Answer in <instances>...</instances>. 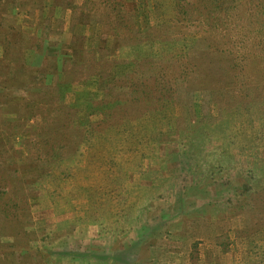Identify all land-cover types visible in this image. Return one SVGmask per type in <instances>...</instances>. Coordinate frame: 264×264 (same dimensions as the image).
Returning a JSON list of instances; mask_svg holds the SVG:
<instances>
[{
  "label": "rangeland",
  "instance_id": "374dc122",
  "mask_svg": "<svg viewBox=\"0 0 264 264\" xmlns=\"http://www.w3.org/2000/svg\"><path fill=\"white\" fill-rule=\"evenodd\" d=\"M28 1L15 0L17 4H9L6 11L4 0H0V20L6 22L0 34V68H4V35L9 39L22 33L42 42L45 37L43 54L25 49L24 56L25 62L38 70L37 77L51 93L55 67L61 76L66 64L79 61L80 51L113 46L114 38H104L100 24L76 17L71 9L60 4L53 8L57 0H34L32 12ZM83 1L74 0V4ZM127 1L131 7L137 0ZM148 4L153 24L173 16L172 0H149ZM49 18L63 20L66 32L46 31L44 34L42 29ZM194 38L187 36L189 45H194ZM17 48H11L9 53L17 55ZM51 60H54V69L48 68ZM10 66L13 75L17 65L11 63ZM132 67L131 64L118 65L114 72L120 76ZM98 87V78L76 85L60 80L56 100L75 111L77 125L91 128L110 107L98 105L102 99ZM114 105L111 103V107ZM126 113L132 135L137 138H128L131 143L119 145L117 150L115 148L117 153L110 152L112 148L109 147L100 152L101 146L90 149L83 146L79 153L67 155L57 148L58 159L65 158L61 163L63 171L68 168L65 166H74L72 173H75L79 169L77 161L81 159L109 157L126 170L111 178L105 166L90 168L87 171L93 174L75 175V184L68 182L70 179L62 181L58 177L61 168H56L53 177H46L45 166L29 165L34 157L29 156L24 143L29 134L24 131L29 130L33 120L19 117L15 112L3 114L4 128L0 126V264H45L37 252L43 248L48 249L49 255L51 253L50 263L46 264H113L117 255L114 254L119 252H128L125 260H129V264H264L261 257L264 184L257 188L238 163L242 149L237 147H250L248 138L234 140L229 126L221 122V110L202 92L191 94L177 104L171 124L176 126L179 135L182 131L187 134L193 128H203L207 143L194 141L189 146L178 135L166 136L167 124L150 122L147 108L127 107L124 115ZM121 116L115 112V118ZM159 131L165 135L163 139L151 141L152 135ZM261 135L264 136V132ZM256 145L263 149L264 138ZM225 146H228L227 153L223 149ZM177 147L181 153L187 151L189 158L173 154L175 150L178 152ZM193 147L200 149L192 150ZM219 165L226 173L222 178L212 175L213 171L221 174L212 170ZM122 173H126L125 178ZM39 177L42 182H38ZM111 179L117 182L109 185ZM108 187L118 190L116 196L111 192L106 199L100 200V194L108 192ZM96 188L101 191L96 192ZM80 189L86 192L76 198ZM100 204L103 208H97ZM103 209L108 211L101 221L99 214L105 212H101ZM127 212L130 218L126 222L121 217L123 224L118 226L120 214L126 216ZM143 227L150 234L139 238L136 244L140 236L136 230L142 231ZM11 245L19 250L21 246L26 247L11 256L7 251ZM92 252L97 253L89 262L74 256Z\"/></svg>",
  "mask_w": 264,
  "mask_h": 264
},
{
  "label": "trees",
  "instance_id": "16d2710c",
  "mask_svg": "<svg viewBox=\"0 0 264 264\" xmlns=\"http://www.w3.org/2000/svg\"><path fill=\"white\" fill-rule=\"evenodd\" d=\"M148 1L137 0L131 8L127 0H84L81 5L74 4V0H57L53 8L60 4L71 9L76 17L100 24L102 36L113 37L114 44L110 49L91 47L87 51H80L79 61L63 67L62 79L56 67V70L53 67L54 60H51L48 68L54 69L55 82L51 93L46 91L47 86L37 77L38 70L26 63L24 56L25 49H35L43 54L45 37L42 42L35 36L22 33L18 37L10 34L13 38L9 39L4 35V68H0V126L4 128L5 113L15 112L19 117L32 119L29 130L24 131L29 134L24 143L31 159L34 157L28 163L45 166L44 176L53 177L56 168H61L65 159H58V151L75 155L83 146L88 149L101 146L100 152L109 147L112 148L110 152L117 153L115 148L117 150L119 145L131 143L130 139L137 138V135H132L131 125L127 123V113L124 115L127 107L134 109L136 105L141 109L147 108L150 122L164 121L167 124L168 132L161 130L166 136L178 135L189 146L194 141L207 143L203 128H193L194 131L187 134L182 131L179 135L176 126L171 124L177 104L191 94L202 92L209 102L221 110L224 120L221 122L229 126L232 138H248L251 145L246 149L233 144L234 148L242 149L238 163H241L257 188L261 183L263 185L264 148L260 149L256 142L262 143L264 138L261 135L264 132V0H172L173 16L156 24L152 23ZM28 2L32 12L35 1ZM9 4L17 3L15 0H4L6 11ZM39 5L42 7L43 3ZM51 18L53 20L55 17ZM51 18L42 29L44 34L46 31L62 34L65 31L63 20L52 21ZM1 21L0 34L6 27L5 19L4 23ZM188 35L195 37L192 46L186 41ZM18 40L19 43H16ZM15 46L18 47V54L13 56L9 50ZM11 63L17 65L13 75ZM129 64L133 66L129 72L120 76L115 74L118 65ZM45 67L47 65L42 68ZM93 78H98V88L102 92L98 105L110 107L96 126L82 127L75 123L73 109L58 104V83L62 80L65 84L76 85ZM111 103L115 105L111 107ZM115 112L122 116L115 118ZM162 132L152 135L150 140L156 142L163 139L165 135ZM124 134L126 137H123ZM176 149L178 152L175 150L173 154L189 158L187 151L181 153L178 147ZM223 149L226 153L229 151L228 146ZM77 164L79 169L75 173H72L74 166H65L68 168L66 171L61 168L58 177L62 181L70 179L68 182L75 184V175L93 174V171H87L90 168L105 166L108 169L106 174L111 178L126 171L120 163H115L113 157L81 159ZM214 168L212 170L221 174L213 171V176L222 178L226 175L222 165ZM125 176L126 173H122V177ZM225 179L230 181L227 177ZM114 180L111 179L108 184L117 182ZM38 182H42L41 177ZM108 190L104 195L100 194V200L106 199L108 193L113 192L116 196L118 192L112 187H108ZM97 191L101 190L96 188ZM84 192L80 189L76 198L82 197ZM97 208L103 207L100 204ZM103 211L100 217L95 212L101 221H104L108 210ZM121 217L126 222L130 218L128 212L126 216L120 214L118 226L123 224ZM139 230H136L140 233L136 244H139V238L150 234L144 227L142 231ZM23 247L26 246H21L20 250H24ZM20 250L12 245L7 249L11 256ZM262 251L261 257L264 258V249ZM37 252L43 263H50L51 253L49 255L48 249ZM96 253L74 256L89 262ZM127 253H115L113 264H129V260H125L128 259Z\"/></svg>",
  "mask_w": 264,
  "mask_h": 264
},
{
  "label": "crops",
  "instance_id": "0c3cea01",
  "mask_svg": "<svg viewBox=\"0 0 264 264\" xmlns=\"http://www.w3.org/2000/svg\"><path fill=\"white\" fill-rule=\"evenodd\" d=\"M79 5H81V3L79 4ZM48 13V12H47ZM66 32V31H65Z\"/></svg>",
  "mask_w": 264,
  "mask_h": 264
}]
</instances>
